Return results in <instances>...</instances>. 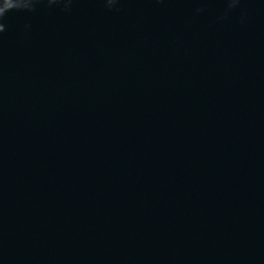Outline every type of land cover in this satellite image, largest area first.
Returning a JSON list of instances; mask_svg holds the SVG:
<instances>
[{
  "label": "water",
  "instance_id": "obj_1",
  "mask_svg": "<svg viewBox=\"0 0 264 264\" xmlns=\"http://www.w3.org/2000/svg\"><path fill=\"white\" fill-rule=\"evenodd\" d=\"M0 25V264H264V0Z\"/></svg>",
  "mask_w": 264,
  "mask_h": 264
},
{
  "label": "clouds",
  "instance_id": "obj_2",
  "mask_svg": "<svg viewBox=\"0 0 264 264\" xmlns=\"http://www.w3.org/2000/svg\"><path fill=\"white\" fill-rule=\"evenodd\" d=\"M109 5L115 3V0H108Z\"/></svg>",
  "mask_w": 264,
  "mask_h": 264
},
{
  "label": "snow or ice",
  "instance_id": "obj_3",
  "mask_svg": "<svg viewBox=\"0 0 264 264\" xmlns=\"http://www.w3.org/2000/svg\"><path fill=\"white\" fill-rule=\"evenodd\" d=\"M3 28V26L2 25H0V29H2Z\"/></svg>",
  "mask_w": 264,
  "mask_h": 264
}]
</instances>
